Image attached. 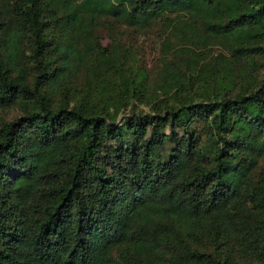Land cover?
I'll return each instance as SVG.
<instances>
[{
  "label": "trees",
  "instance_id": "obj_1",
  "mask_svg": "<svg viewBox=\"0 0 264 264\" xmlns=\"http://www.w3.org/2000/svg\"><path fill=\"white\" fill-rule=\"evenodd\" d=\"M158 24L150 85L102 30ZM10 112L0 264H264V0H0Z\"/></svg>",
  "mask_w": 264,
  "mask_h": 264
},
{
  "label": "rangeland",
  "instance_id": "obj_2",
  "mask_svg": "<svg viewBox=\"0 0 264 264\" xmlns=\"http://www.w3.org/2000/svg\"><path fill=\"white\" fill-rule=\"evenodd\" d=\"M164 29L161 24L143 31L119 28L109 32L103 29L101 44L105 48L113 47V38H115L118 41L115 49L122 56V62L126 63L129 67H133L136 64L141 70H146L148 73L147 82L152 85L154 79L159 78L158 73L162 70L161 60L166 50L163 43L164 31H166ZM102 69H106V67ZM87 75L86 70H81L78 73L77 80L75 81L77 89H82L88 85L86 81ZM134 105L137 106V111L140 113L149 112L147 106L144 104L140 105L137 101H134L131 108L123 110L118 119H121L122 116L129 115V111ZM11 115H13L11 112L8 115L6 113H0V116L3 118H9Z\"/></svg>",
  "mask_w": 264,
  "mask_h": 264
}]
</instances>
